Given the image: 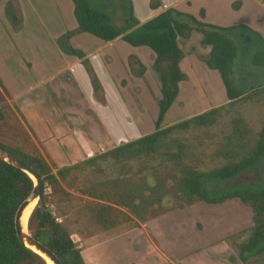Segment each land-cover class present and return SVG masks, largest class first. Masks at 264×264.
Returning <instances> with one entry per match:
<instances>
[{
	"label": "rangeland",
	"instance_id": "374dc122",
	"mask_svg": "<svg viewBox=\"0 0 264 264\" xmlns=\"http://www.w3.org/2000/svg\"><path fill=\"white\" fill-rule=\"evenodd\" d=\"M219 1L220 5L226 4L229 7V0ZM119 17L116 16V22L121 24ZM114 41H116L114 44L106 43L103 49L116 52L117 58H113L110 63L102 58L98 64L108 86L107 96L88 100L86 105L90 104L91 109L85 106L78 108L80 107L78 103V106L74 104L77 112L61 113L67 117V121H71L70 117H79L81 115L79 112L85 113L89 124L82 121L78 129H73V126H67L61 122V127L51 129V123L48 128H44L46 132L41 133L27 120L33 114L20 109L23 97L5 95L0 92V144L20 147L28 153H39L56 173L58 168L72 165L83 159H80V156L73 158L77 155L75 151L71 153L70 150L74 144L64 142L67 137L71 138L69 135L72 133L79 145L82 140L91 142L92 152L87 153L94 156L121 144L127 138L131 139L139 133L152 131L154 128L152 123L148 125L142 122L141 126L146 127H140L138 131L125 128L124 135L119 137L110 134L111 126L109 125L107 129L105 122L101 123V126L98 125L97 119H99L101 105L107 104L109 109L113 110L122 108L126 118L132 115L141 118L153 115L152 119H154L158 110L160 83L153 68L152 54L143 50L131 49L119 40ZM183 47L187 52L183 61V67L186 69L185 79L179 96L175 98L165 114L162 126L216 109L215 119L211 124L204 126L191 124L188 129L175 130L172 133L174 139L185 145V154L181 157V161L193 169L208 171L227 163L234 151L240 154L254 143L258 130L264 124V67L253 64L251 56L243 54L239 45L238 58L234 62L231 77L234 83L236 82L235 84L243 90V94L240 98L229 101L226 98L225 87L220 76L211 78L199 72L198 66L202 62L193 64L194 51L188 50L185 44ZM131 52H138L145 64L142 76L133 75L128 68L127 57ZM201 53L203 56L202 50ZM202 56L199 59L202 60ZM132 61L136 64L135 59ZM111 64L116 68V73L111 70V67L109 68ZM103 66L106 69H103ZM52 98L55 100V96ZM74 99L79 100L76 97L64 100L62 106L73 104ZM82 109L83 111H80ZM81 117L83 118L82 115ZM93 123L95 126H91ZM57 130L63 134H56ZM107 135L112 137L107 139ZM171 150L177 151V147L174 146ZM87 153L83 152L86 157ZM161 158L159 154L151 158L124 159L118 163L111 162V166L101 173H97L95 168L91 167L72 170L65 179L57 176L59 189L56 196L52 197L49 207L53 210L56 220L67 226L71 232V238L79 248L89 243L87 240L101 241L105 238L114 240L120 238L118 240L125 242L128 253L132 257L137 256V251L148 256L147 239L139 236L142 235L139 230H145L147 226L139 220V216L127 205V201L130 203L132 201L133 193L130 192L134 184L138 185L139 175H149L155 181H162L166 195L162 201L151 208L146 218L167 212L165 221L171 219L173 214H175L173 219H183L188 215L185 213L187 211L197 218L198 230L194 237L196 247L202 249L207 246L213 253L223 255L221 251L227 250L225 245H229L231 251L226 258L232 263L237 261L238 264H264V253L248 257L244 261L241 260L239 254L240 246L251 234L252 210L250 206L242 203L238 198H232L216 205L197 201L191 210L190 208L185 210L184 207L187 205L176 188V175L180 171L178 168L180 163L167 159L162 164ZM141 170L142 173H140ZM117 175H121L122 179L118 186H115L112 177ZM100 180L104 183L102 199L93 198L83 192L84 189L94 188L96 182ZM258 184H264V156L255 166L242 174L226 181L207 182L206 187L216 191L236 185ZM46 193H51L50 187L46 189ZM36 205L35 201L32 212ZM181 208L184 212L179 213L177 209ZM101 209L107 222L98 217ZM136 224L138 226L135 227ZM26 226L30 232L29 218ZM198 238L201 239V243ZM180 264L209 263L187 259Z\"/></svg>",
	"mask_w": 264,
	"mask_h": 264
},
{
	"label": "crops",
	"instance_id": "0c3cea01",
	"mask_svg": "<svg viewBox=\"0 0 264 264\" xmlns=\"http://www.w3.org/2000/svg\"><path fill=\"white\" fill-rule=\"evenodd\" d=\"M93 2L96 7L109 14L113 23L118 26H124L130 15L141 24L167 8L174 7L201 21L222 27H234L227 35L236 44L237 58L239 45L243 54L252 57L254 50L260 48L261 42L264 41V0H229V7L226 4L220 5L219 0H93ZM116 16H120L121 24L116 22ZM114 40H119L131 49L150 52L155 59V54L149 47L132 46L121 36L104 41L90 33L79 31L72 0H0V92L23 97L20 109L33 114L27 120L41 133L46 132L45 129L51 123V129L59 128L62 124L78 129L82 121L89 124L85 113L79 112L83 118L81 115L70 117L71 121H67V117L61 113L77 112L74 104L78 106V103L80 105L78 108L85 106L91 109L90 104L86 105L88 100L107 96L108 86L98 64L102 58L109 63L113 58H117L116 52L103 49L106 43L114 44L116 42ZM201 40L202 34L196 30H192L186 36L177 37L178 46L182 50L180 67L185 73L186 69L183 67V61L187 56L183 47L185 44L188 50L194 51L192 63L202 62L198 66L199 72L206 77L218 76L219 73L207 67L205 63L210 46L203 45ZM131 56H134L132 60H136L134 67L137 70L129 67ZM201 56L202 60L199 59ZM127 59L130 72L142 76L144 72L141 75L137 72V61L144 66L145 64L138 52L129 53ZM110 67L116 73L113 64L109 65ZM103 69L106 67L103 66ZM182 83L183 81L179 84L177 96L182 90ZM73 97L79 100L74 99L73 104L62 106L64 100ZM109 108L107 104L99 107L98 125L101 126V123L105 122L107 129L109 125L111 126L110 134L119 137L124 135L125 128L138 131L140 127H146L141 126L142 122L148 125L152 123L154 127L158 111L154 119L153 115L151 117L148 115L147 118L137 115L126 118L122 108L114 110ZM91 126H95V123ZM152 131L139 133L138 136L127 138L124 142ZM55 132L63 134L58 130ZM69 136L71 138L67 137L64 142L74 144L70 150L71 153L75 151L77 155L72 156L73 158L80 156V159L84 160L92 157L87 153L92 152L91 142L82 140L79 145L73 133ZM108 137L112 136L107 135V139ZM83 152L88 156L86 157ZM196 203L184 207L185 210L187 208L191 210ZM177 210L179 213L184 212L182 208ZM166 213L142 222L147 227L145 230H139L144 236L138 235L147 239L148 256L137 251V256L132 257L125 242L118 240L120 238L87 240L90 244L80 247L86 264H180L187 259H197L199 262L205 261L209 264H238L237 261L232 263L226 258L231 251L229 245H225L228 251L226 249L221 251L223 255L213 253L207 246L202 249L196 247L194 238L198 230L196 216L185 211L188 214L185 218L173 219L175 216L173 214L171 219L165 221ZM199 241L201 243V239Z\"/></svg>",
	"mask_w": 264,
	"mask_h": 264
},
{
	"label": "trees",
	"instance_id": "16d2710c",
	"mask_svg": "<svg viewBox=\"0 0 264 264\" xmlns=\"http://www.w3.org/2000/svg\"><path fill=\"white\" fill-rule=\"evenodd\" d=\"M74 15L78 30L90 33L101 40L110 41L118 36L132 46H147L155 54L153 68L159 79L160 96L157 101V116L154 130L148 134L121 143L69 166H63L54 173L47 161L36 152L28 153L20 147H9L0 144L17 155L27 164L37 169L43 176L51 193L44 196V206L36 205L29 217L30 233L41 243L51 249L63 264H86L81 248L71 238V232L64 223L58 222L53 210L49 207L52 197L59 189L58 177L65 179L75 169L95 168L101 173L111 166V162H122L124 159H143L161 155V163L167 159L179 162V172L176 175V188L181 193L185 205L203 201L209 204L223 203L232 198H238L252 210L251 234L240 246V258L264 253V184L236 185L230 188L212 191L206 187L210 181H226L242 174L255 166L264 156V124L258 130L254 143L238 154L234 151L230 160L219 167L208 171H199L185 165L181 161L184 156V143L172 137L175 130L188 129L191 124L204 126L215 119L216 109H211L194 115L185 120L162 126L166 112L172 106L179 92V84L185 79V73L180 67L182 50L178 46L177 37L186 36L192 30L202 34V44L210 46L205 63L210 69L219 73L225 87L226 98L229 101L240 98L243 90L237 86L232 77L233 64L237 58L235 42L227 35L234 27H222L201 21L174 7L167 8L143 23L130 15L124 26H118L111 20L109 14L94 5L93 0H72ZM185 17V18H183ZM78 54H80L78 52ZM129 61L132 70L134 62ZM253 64L264 67V41L252 55ZM138 62V74H143L145 66ZM241 133V132H240ZM177 151H172V147ZM239 147V146H238ZM143 171L141 170L140 173ZM156 173V172H155ZM154 173V174H155ZM115 186L121 182L122 176L112 177ZM138 185L133 186L132 201H127L141 222L146 218L151 208L162 201L166 195L164 184L152 176L141 174ZM103 181H97L95 187L84 189V193L93 197L103 198ZM34 186L32 178L22 169L0 159V264H48L38 253L27 247L17 235L15 214L19 205L31 193ZM163 213V212H161ZM159 213V214H161ZM157 214V215H159ZM156 215V216H157ZM98 217L104 219L102 209ZM138 226L137 224L135 227Z\"/></svg>",
	"mask_w": 264,
	"mask_h": 264
},
{
	"label": "water",
	"instance_id": "95a60500",
	"mask_svg": "<svg viewBox=\"0 0 264 264\" xmlns=\"http://www.w3.org/2000/svg\"><path fill=\"white\" fill-rule=\"evenodd\" d=\"M0 159H3L16 167L25 171L33 180L34 186L31 193L25 198V200L19 205L15 214V227L17 235L25 245L31 248L33 251L42 256L45 260L49 259L53 264H63L57 255L49 249L46 245L37 240L27 229V232L23 230L22 216L26 207L31 203L35 202L39 204L42 209L44 206V195L47 189L46 182L42 174L35 169L33 166L27 164L21 158L14 153L7 151L6 149L0 148ZM47 261V260H46ZM48 263V262H47Z\"/></svg>",
	"mask_w": 264,
	"mask_h": 264
},
{
	"label": "bare ground",
	"instance_id": "6f19581e",
	"mask_svg": "<svg viewBox=\"0 0 264 264\" xmlns=\"http://www.w3.org/2000/svg\"><path fill=\"white\" fill-rule=\"evenodd\" d=\"M34 201L33 202H31L27 207H26V209H25V211H24V213H23V216H22V225H23V230L25 231V232H27V221H28V218H29V216H30V214H31V212H32V209H33V207H34ZM46 260H47V262H49L48 264H53L49 259H47L46 258Z\"/></svg>",
	"mask_w": 264,
	"mask_h": 264
}]
</instances>
